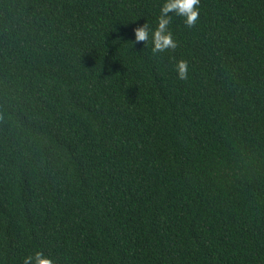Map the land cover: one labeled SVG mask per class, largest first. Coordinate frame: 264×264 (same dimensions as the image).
Returning <instances> with one entry per match:
<instances>
[{
	"label": "trees",
	"instance_id": "trees-1",
	"mask_svg": "<svg viewBox=\"0 0 264 264\" xmlns=\"http://www.w3.org/2000/svg\"><path fill=\"white\" fill-rule=\"evenodd\" d=\"M162 3L0 0V264H264V0Z\"/></svg>",
	"mask_w": 264,
	"mask_h": 264
},
{
	"label": "clouds",
	"instance_id": "clouds-1",
	"mask_svg": "<svg viewBox=\"0 0 264 264\" xmlns=\"http://www.w3.org/2000/svg\"><path fill=\"white\" fill-rule=\"evenodd\" d=\"M198 4L199 0H163L155 27L152 28L149 24L144 23L134 28L135 41H145L147 45L150 38L153 53L174 49L176 41L168 27L172 19L169 14L182 16L186 24L192 25L196 22L199 14ZM176 70L179 78H186L187 64L185 61H178ZM22 264H53V261L42 252L36 251L31 255H26L22 260Z\"/></svg>",
	"mask_w": 264,
	"mask_h": 264
}]
</instances>
